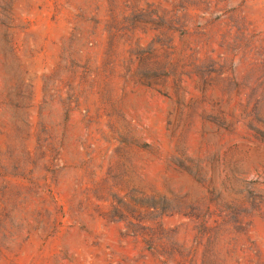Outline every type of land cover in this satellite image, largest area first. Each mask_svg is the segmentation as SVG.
<instances>
[{"label":"rangeland","instance_id":"374dc122","mask_svg":"<svg viewBox=\"0 0 264 264\" xmlns=\"http://www.w3.org/2000/svg\"><path fill=\"white\" fill-rule=\"evenodd\" d=\"M0 264H264V0H0Z\"/></svg>","mask_w":264,"mask_h":264}]
</instances>
